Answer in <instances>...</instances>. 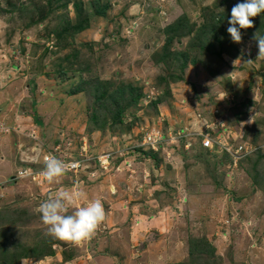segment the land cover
I'll use <instances>...</instances> for the list:
<instances>
[{
    "label": "rangeland",
    "instance_id": "obj_1",
    "mask_svg": "<svg viewBox=\"0 0 264 264\" xmlns=\"http://www.w3.org/2000/svg\"><path fill=\"white\" fill-rule=\"evenodd\" d=\"M239 2L0 0V264H264V18L233 42ZM35 148L87 160L20 178ZM60 190L103 203L90 240L48 234Z\"/></svg>",
    "mask_w": 264,
    "mask_h": 264
},
{
    "label": "clouds",
    "instance_id": "obj_2",
    "mask_svg": "<svg viewBox=\"0 0 264 264\" xmlns=\"http://www.w3.org/2000/svg\"><path fill=\"white\" fill-rule=\"evenodd\" d=\"M256 17L264 18V0H242L233 6L227 20V32L233 42L241 41V30L251 29ZM258 47L260 55H264V39L258 40ZM67 167L61 160L49 156L45 158V168L41 175L48 183H59ZM30 171H24L21 175L27 176ZM83 196L82 192L74 195L60 190L54 198L50 197L40 204L36 211L41 214L40 219L47 226L49 235L76 244L86 242L95 235L106 220V211L99 199L88 201L84 206L76 205L75 201ZM73 205L76 210L67 214Z\"/></svg>",
    "mask_w": 264,
    "mask_h": 264
},
{
    "label": "built area",
    "instance_id": "obj_3",
    "mask_svg": "<svg viewBox=\"0 0 264 264\" xmlns=\"http://www.w3.org/2000/svg\"><path fill=\"white\" fill-rule=\"evenodd\" d=\"M171 140V139H170ZM167 141H169V140H167ZM213 143H214V140L213 139H211V138H209V137H206V138H204L203 140H202V142H201V144H202V146H203V148H209V146H210V144L211 145H213ZM153 147H155L154 145H155V143H152L151 144ZM35 151H37L36 150V148H35ZM58 152V153H57ZM48 153H49V156H52V157H56V155H59V157H61V153H62V151H61V149L60 148H57V149H54V151H51V150H49L48 151ZM54 154H56V155H54ZM49 156H43V157H41L40 156V153H39V155H38V151H37V154L34 156V157H31L30 158V162H32L33 164H37V162L39 161V158L41 159V161L44 163V166H45V158L46 157H49ZM63 156H65V158H67V160L68 161H64L65 163L64 164H66V165H68V167H67V171H69L70 173H74V174H77L78 173V171L80 170V168L82 167V165H81V163H83L84 161H86L87 159H85L84 157H81L82 156V154L81 155H76V157L75 158H72V159H70L71 157L70 156H68V155H66V154H63ZM78 156H80V157H78ZM108 157H109V155H107V160H108ZM62 158V157H61ZM57 159H59L60 160V158H57ZM89 161V160H88ZM27 170H31L30 171V173L27 175V176H22L21 175V173L22 172H24V171H27ZM41 172H43V171H37L36 172V170H34V167L33 166H31V167H28L27 169L26 168H24V169H20L19 171H18V175L20 176V178L22 177V178H32V177H34L33 179H36L39 175H40V173ZM69 172H65V173H69ZM35 175H36V177H35Z\"/></svg>",
    "mask_w": 264,
    "mask_h": 264
},
{
    "label": "trees",
    "instance_id": "obj_4",
    "mask_svg": "<svg viewBox=\"0 0 264 264\" xmlns=\"http://www.w3.org/2000/svg\"><path fill=\"white\" fill-rule=\"evenodd\" d=\"M194 246H195V242H194L193 245H192L191 251H192L193 249H196ZM198 246L202 248V246H201V242H200V241L198 242Z\"/></svg>",
    "mask_w": 264,
    "mask_h": 264
},
{
    "label": "bare ground",
    "instance_id": "obj_5",
    "mask_svg": "<svg viewBox=\"0 0 264 264\" xmlns=\"http://www.w3.org/2000/svg\"><path fill=\"white\" fill-rule=\"evenodd\" d=\"M45 105V104H44Z\"/></svg>",
    "mask_w": 264,
    "mask_h": 264
}]
</instances>
